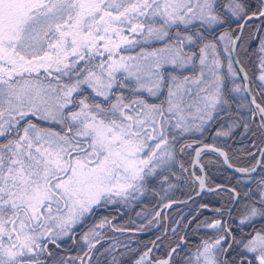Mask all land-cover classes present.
Instances as JSON below:
<instances>
[{"label": "snow or ice", "instance_id": "1", "mask_svg": "<svg viewBox=\"0 0 264 264\" xmlns=\"http://www.w3.org/2000/svg\"><path fill=\"white\" fill-rule=\"evenodd\" d=\"M254 18L264 19V0H256L254 11L245 0H0V264H85L82 256L57 258L49 245L59 248L58 241L94 209L116 203L114 198L122 203L136 199L144 195L149 178L174 169L178 137L202 133L230 106L224 57L233 81L230 91L252 97L251 119L258 118L252 134L264 137V104L257 103L246 68L235 60L241 64L237 71L233 61L243 36L233 35L231 22L242 32L245 23L239 21ZM125 32L162 46L123 55V46L140 43ZM258 52L257 78L264 85V38ZM241 74L243 82L236 83ZM85 88L91 95L83 94ZM237 119L217 129L215 137H230ZM243 128L251 130L246 121ZM191 147L181 143L179 151ZM205 150L234 168L228 153L214 144L196 149L193 166ZM257 166L264 168V161L235 171L250 175ZM206 179L195 176L197 195L221 187L212 188ZM228 191L234 198L240 195ZM243 195L248 202L239 224L264 220V175ZM106 227L128 230L108 217L88 227L81 239L89 260L102 237L98 230ZM204 227L218 231L197 245L184 264H235L228 256L233 243L241 246V257L251 253L264 264V227L246 240H236L220 219ZM178 248L155 264H172ZM150 252L135 264H152Z\"/></svg>", "mask_w": 264, "mask_h": 264}, {"label": "trees", "instance_id": "2", "mask_svg": "<svg viewBox=\"0 0 264 264\" xmlns=\"http://www.w3.org/2000/svg\"><path fill=\"white\" fill-rule=\"evenodd\" d=\"M245 2L251 5L253 11L255 10L256 0H245ZM241 22L239 21V23ZM223 27H227V25ZM231 29L233 35H236L239 29L236 21L231 22ZM242 36L243 39L238 41L236 57L248 72L249 84L252 86V92L257 103L264 104V91L261 90L264 85L257 78L260 74V53L258 49L260 39L264 38V19L250 20L245 25ZM239 45H243V47ZM155 46L160 45L151 42V45H144L143 48L148 47L151 49ZM121 51L132 50L123 49ZM221 55L223 56L222 45ZM99 59L98 57L97 61ZM83 63L81 62V64ZM223 72L226 77L225 83L229 90L226 95L229 98L230 106L225 111L219 112L202 133L193 131L178 137L177 162L174 169L163 172L159 179L156 177L149 178L148 187L144 195L140 196L137 194L136 199L129 200L126 203L118 200L116 203H109L102 208L94 209V215L86 217L85 222L74 227L68 237L58 241L60 244L59 248L55 245H49V248L57 254V258L62 256L68 259L82 256L85 264H112L115 258L117 264H135V261L139 259L144 251L149 249L153 241L161 237L154 243L150 252V259L156 261L165 259L172 247L181 245V237L185 231L183 236L184 246L171 257L172 264H184V261L195 252L197 245H200L203 240L214 238L218 231L217 229L204 227V223L215 219L222 220L228 224L229 230L236 240H246L248 234H254V229L264 227V220L259 218L253 224H245L243 226L239 224L240 217L246 211L244 205L248 202L243 193L249 187L254 190L256 181H259L261 176L264 175V168L260 166L252 176H238L226 169L217 154L203 151L199 160L204 176L207 178L206 183L211 187L220 185L236 189L240 195L228 217L227 209L233 202V193L226 189L203 193L189 202H182L194 195L198 189L194 176H200V169L196 166L191 168L193 153L197 146L214 144L228 153L229 160L234 167L251 168L255 164L260 148L264 143V137H261L258 133L256 135L252 134L256 131L258 118L255 123L251 119L249 109L252 106L248 102L245 93L235 94L230 91L233 87V81L231 77L227 76V57H224ZM236 83H241V80H237ZM125 95H130V93ZM141 95L150 101L152 100L144 94ZM244 100L247 101V106L241 107L240 105ZM32 119L35 123L59 131V127L55 124L48 125L43 121ZM233 119H237L239 126L235 128L231 136L228 138L215 137L217 129L221 127L227 128ZM245 121L251 129L247 133H244L245 130L243 128ZM2 140L3 138L0 139V141ZM181 143H190L192 147L180 152L179 144ZM262 161H264V157ZM181 164L187 169L186 172L181 169ZM165 176L168 178L166 181L164 180ZM177 176L180 179H177ZM169 185L172 186L170 187ZM169 201H177V203L169 208L165 216L164 205ZM202 206L204 208L199 210ZM216 209L221 211H214ZM156 213H159V216ZM104 217H108L116 227H124L128 230L125 232H114L111 227L98 230L102 231V237L100 238V243L89 254L91 257L89 260L88 256H84L86 246L83 244L81 236L88 230V227L93 226ZM114 245L115 247H112ZM106 249L108 250L106 251ZM241 252V246L233 243L228 256L230 259L235 258V264H250V262L251 264H258L256 260L245 257V253L241 257L239 255ZM69 264H73V262L69 261ZM74 264H80V261L77 260ZM145 264L147 263L145 262Z\"/></svg>", "mask_w": 264, "mask_h": 264}, {"label": "water", "instance_id": "3", "mask_svg": "<svg viewBox=\"0 0 264 264\" xmlns=\"http://www.w3.org/2000/svg\"><path fill=\"white\" fill-rule=\"evenodd\" d=\"M254 19H255V18H254ZM249 21H250V20H247V21L245 22V21L242 20L241 23H245V25H246ZM243 29H244V28H243ZM242 32H243V30H242ZM242 32H241V29L239 28V29H238V32H237L236 35H241ZM235 60H238L237 57H236V52L233 54V61H234V67L236 68L237 71H239V68H240L241 65H240V64H236V63H235ZM240 79H241V82H243V74H241ZM247 83H249V81H247ZM245 96H246L248 102L251 104V99H252V97H251V96H248L247 93H245ZM251 106L253 107L252 104H251ZM203 145H205V144L199 145L198 147L195 148L194 153H193V157H192L191 168L194 167V166H193V161L196 159V149H197V148H202ZM261 149H264V143H263V146L260 148V151H259V154H258V156H257L256 161H257V160H261V161H262V159H263V156L261 155ZM205 151H207V150H205ZM202 153H203V152H202ZM215 154L218 155V153H215ZM201 155H202V154H201ZM218 156H219V155H218ZM200 157H201V156H200ZM219 158L221 159L222 163L224 164V162H223V158L220 157V156H219ZM199 159H200V158H199ZM255 164H256V162H255ZM255 164H254V165H255ZM195 166L198 167V168L200 169V176H204V171H201L202 165H201V163H200V160H199V162H198ZM224 166H225L226 169L229 170L231 173H233V174H235V175H238V176H252V175L257 171V169H258V167H259V166H257L256 171L253 172V173H251L250 175H244V174H241V173L236 172V171H235V167H234V168H228L227 165H225V164H224ZM194 179H195V176H194ZM195 181H196V180H195ZM196 182H197V184H198V181H196ZM212 188H217V186H214V187H212ZM219 189H226V190H228L229 188H227V187H225V186H221ZM219 189H218V190H219ZM198 191H199V184H198L197 192H198ZM197 192H196V193H197ZM196 193H195L194 195H192L191 197L187 198L186 200L182 201V202H189V201L192 200L193 198H195V197H199V196H201L203 193H209V192H202V193H200V195H197ZM236 202H237V198H234V197H233V202H232L231 206L227 209V217L230 215V213H231L232 210L234 209V206H235ZM176 203H177V201H169V202L165 203V205H164V215H165V216H166V213H167V211L169 210V208H170L173 204H176ZM169 204H170L171 206H170V207H167L166 205H169ZM203 208H204V207H200L199 210H202ZM214 211H216V210H214ZM216 212H217V211H216ZM197 213H198V212H197ZM197 213H196V214H197ZM191 219H192V218H191ZM191 219H190V220H191ZM164 234H165V233H164ZM184 234H185V231H184L182 237L184 236ZM159 238H161V237H158V238L155 239L153 242H156ZM231 241H232V239H231V237H230V241H229V242H231ZM153 245H154V243L151 244V246L149 247V249L152 250ZM183 246H184V242L181 243V245H179V248H178L177 250L181 249ZM174 247H177V246H174ZM172 248H173V247H172ZM170 250H171V249H170ZM169 252H170V251H169ZM169 252H168V254H167V256H166L165 259L169 258ZM172 255H173V254H172ZM147 260H150V261L152 262V264H155V262L157 261V260H156V261H153V260L150 259V253H149V257L147 258ZM146 263H147V261H146Z\"/></svg>", "mask_w": 264, "mask_h": 264}, {"label": "rangeland", "instance_id": "4", "mask_svg": "<svg viewBox=\"0 0 264 264\" xmlns=\"http://www.w3.org/2000/svg\"><path fill=\"white\" fill-rule=\"evenodd\" d=\"M125 34L126 35H128L130 38H132V39H134V40H139L140 41V43H138V44H133V45H125V46H123L121 49H119V51L123 54V55H126V56H138V55H140L141 54V52H142V50L144 51V52H150V51H152L153 49H156V48H159V47H161L162 46V42L161 41H156V40H150V41H148V42H145L144 41V38H143V35H135V34H133V33H129V32H125ZM151 42H155V43H158L160 46H155L154 48H151V49H149L148 47L147 48H143V46L144 45H151ZM153 44V43H152ZM223 47V46H222ZM123 49H130V50H132V51H126V52H122L121 50H123ZM35 75V74H34ZM54 75H59L58 73H54ZM119 75V74H118ZM63 79H65L64 81L65 82H67V80H68V77H63ZM53 83H55V81H53ZM121 91H123V92H125V94H127L128 93V91L126 90V89H124V90H121ZM83 94L84 95H91V91H90V89H86L85 88V90H84V92H83ZM142 94H144V95H146L147 96V94L146 93H142ZM148 97V96H147ZM148 98H150V99H153V98H151V97H148ZM98 99V98H97ZM251 105V104H250ZM253 108V107H252ZM34 118V117H33ZM35 119V118H34ZM58 127H59V125H57ZM59 130H60V128H58ZM243 133V132H242ZM245 133V132H244ZM1 139V138H0ZM264 157V156H263ZM263 160V159H262ZM254 175V174H253ZM116 201H118V200H120L119 198H114ZM79 225V224H78ZM77 226V225H76ZM75 226V227H76ZM245 253V257H249V258H252V259H254L255 260V258H254V254H251V253H246V252H244Z\"/></svg>", "mask_w": 264, "mask_h": 264}, {"label": "bare ground", "instance_id": "5", "mask_svg": "<svg viewBox=\"0 0 264 264\" xmlns=\"http://www.w3.org/2000/svg\"><path fill=\"white\" fill-rule=\"evenodd\" d=\"M241 80V79H240ZM198 147V146H197ZM229 171V170H228ZM235 207V206H234ZM242 264V263H241Z\"/></svg>", "mask_w": 264, "mask_h": 264}, {"label": "flooded vegetation", "instance_id": "6", "mask_svg": "<svg viewBox=\"0 0 264 264\" xmlns=\"http://www.w3.org/2000/svg\"><path fill=\"white\" fill-rule=\"evenodd\" d=\"M257 262V261H256ZM258 263V262H257Z\"/></svg>", "mask_w": 264, "mask_h": 264}]
</instances>
